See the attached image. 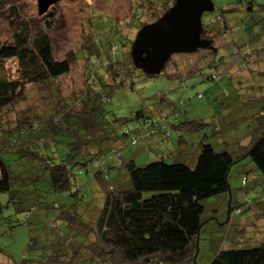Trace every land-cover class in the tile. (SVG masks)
<instances>
[{"label": "trees", "instance_id": "trees-1", "mask_svg": "<svg viewBox=\"0 0 264 264\" xmlns=\"http://www.w3.org/2000/svg\"><path fill=\"white\" fill-rule=\"evenodd\" d=\"M256 1L238 0L243 4L241 10L248 18L252 12L263 7ZM173 3L174 0H143L141 7L138 5L132 11L131 25L135 24L136 20L139 28L148 24L139 23L140 15L146 10L152 12L154 16L152 22L155 21ZM228 5L220 10L214 7L213 12H210V24H202L201 37L210 40V45L204 48L207 53L215 52L225 43H233L231 38L228 41L225 36L231 31L230 23L235 18V15L230 14L235 13L237 7ZM38 15L41 17L43 14ZM52 15L48 14L46 17L53 18ZM16 16L18 30L12 34L9 42L0 44V179L3 174L7 176V184L0 192H9L5 206L15 205L19 194L24 197L29 192L37 194L39 189L36 183L45 176L51 191L62 194L63 198L68 195L78 198L76 173H85L89 178L96 180L102 188L103 201L93 227L88 254L84 255L88 262L84 264H197V246L201 231L208 225L210 219H213L204 216V200L211 197H224L226 200L229 196L228 222H233L235 216L241 214L244 208L262 214L259 211L264 208L261 205L264 202V194L254 203L250 199L243 205L234 202L229 188L228 173L231 165L246 155L264 179V120L259 123L255 133L237 154L226 150L217 151L210 142L201 139L198 149L191 157L185 155V151L183 153L179 147L177 155L154 152L155 159L138 165L134 157L124 158L120 149L110 147L105 138L99 140L106 128L96 121L95 116L101 111L100 102L107 101L112 90L103 91V85L97 82V77L92 72L93 68L88 67L90 70L85 81L87 85L85 89L64 97L60 95L58 88L51 85L56 95L51 105H48L49 111L37 113L34 109L27 108L19 113L12 126L1 121V115L5 110L26 100L27 85L49 86L51 82L69 73L73 60L70 57L55 59L48 34L51 20H46V23L38 26V18V21L30 22L18 14ZM255 24V21H249V26L245 27V24L243 31L248 30L254 36H263L264 22L259 29ZM124 39L128 40L126 37ZM219 40L223 41L222 44L216 45ZM254 51L251 46L246 51H233L235 65L239 68L249 65L254 60ZM258 51L262 57L260 61L264 65V47ZM81 53L89 64L88 55L93 53L90 46ZM85 53L88 55L85 56ZM174 55L165 67L172 63L179 66L174 62ZM13 58L18 63V74L17 77L10 78L4 73V60ZM221 63L219 59L215 64L208 63V66L217 67ZM102 67L114 83L116 80L125 81L132 71L137 70L144 74L133 65L130 52L122 61L110 53ZM196 69L197 66L193 63L187 73L195 72ZM221 77L230 78V72L211 74L207 79L213 82ZM111 83L113 82L109 84ZM221 93H225L224 89ZM261 101L263 106L259 114L262 113L264 117L263 97ZM139 117L144 118L141 130H135L132 134L130 131L122 133L124 136L131 135L129 141L131 145H136L138 138L148 139L153 135H159L161 140L169 138L168 127L180 132L179 125L182 123L178 122V114L175 111L171 117L168 114L153 119L151 113L137 110L134 118ZM61 134L72 140L66 141L69 148L63 158L58 157L54 162L40 151L39 146L42 142L46 145L47 140L54 141L55 137ZM151 145H145V150H152L154 146ZM107 148H110V151L105 152ZM10 151L19 153L18 159H22L6 160L2 157V152ZM168 158L171 161H167ZM16 161L19 163L18 169L13 168ZM110 169L117 171L113 177L109 175ZM258 178L259 175L253 174L252 179ZM247 181L248 177L243 173V185ZM12 184L14 188L11 187ZM30 185L31 189L28 188ZM73 205L62 209L58 215L59 225H62L63 229L57 231L56 241H51L57 247L54 253H38L36 259L22 257L19 262L12 264H71L62 260L63 256L74 259L82 257L84 243H80V249L77 247L70 257H67L68 251L59 249L61 246L67 247L76 243L75 237L78 232L85 234L88 230V226L85 225V228L80 225V217ZM258 205H261L259 209ZM35 207L29 204L22 209L27 220L32 216ZM52 207L60 208L57 202L53 203ZM5 219H9V216ZM51 226L56 228L58 224L52 223ZM35 239H29L28 247L33 246ZM211 254L207 264H264V243L255 247L218 246Z\"/></svg>", "mask_w": 264, "mask_h": 264}, {"label": "rangeland", "instance_id": "rangeland-1", "mask_svg": "<svg viewBox=\"0 0 264 264\" xmlns=\"http://www.w3.org/2000/svg\"><path fill=\"white\" fill-rule=\"evenodd\" d=\"M142 1L60 0L38 17L37 0H0V44L9 42L12 34L18 30L16 14L30 22L38 21V18V26L46 23V20H51L48 34L55 59L73 58L69 73L51 82L49 86L27 85L26 100L5 110L1 115V121L12 126L19 113L27 108L34 109L37 113L49 111L48 105H51L56 95L53 87L58 88V92L64 97L73 92H80L86 88V78L89 70L93 68L92 72L96 75L97 82L103 85V91L112 90L107 101L100 102L101 111L95 116L96 121L106 128L99 140L105 138L110 147L120 149L124 158L134 157L138 165H144L155 159L154 152L177 155L179 147L183 153L185 151V155L191 157L198 149L201 139L210 142L217 151L239 153L242 146L247 144L251 135L255 133L259 123L264 120L262 113L259 114L263 106L262 97L264 99L262 96L264 65L260 61L262 57L258 51L264 47V34L258 37L248 30L243 31L245 24V27L249 26V21H255L258 29L264 22V0L256 1L263 7L252 12L250 18L242 11L243 4L238 0H212L216 10L225 9L228 4L237 7L236 12L230 14L235 15V18L230 23L231 31L225 36L228 41L232 39L233 43H225L213 53H207L204 49L193 53H177L173 57L179 66L175 63L168 64L161 73L153 77L141 74L137 70L132 71L125 81L116 80L114 83L102 66L110 53L122 61L130 52V45L139 30L136 18L133 25L130 18L135 7L138 5L141 7ZM48 14H53V18L46 17ZM153 19L152 12L146 10L140 15L139 23H149ZM202 22L204 25L210 24V13H203ZM125 37L128 40L125 41ZM222 42L219 40L216 45ZM89 46L93 53L89 55L85 53V56L90 57L87 64L81 51ZM249 46L255 50L254 60L246 67L239 68L235 65L233 51H246ZM219 59L222 63L217 67L208 66V63L215 64ZM193 63L197 66L196 71L187 73ZM17 64L14 58L4 60L5 75L10 78L17 77ZM226 71L230 72V78L221 77L213 82L207 79L211 74H224ZM110 82L113 83L109 84ZM223 89L225 93L222 94ZM137 110L151 113L153 119L168 114L171 117L175 111L178 114V122L182 123L179 125L180 132L168 127L169 138L161 140L159 135H153L148 139L138 138L137 144L131 145L129 143L131 135L124 136L122 133L130 131L132 134L133 131L142 129L144 118H134ZM68 140L72 139L65 134L57 135L54 141L47 140L46 145L40 143L39 148L55 162L58 157L63 158L67 152ZM151 144L154 146L152 150H145V145ZM109 149H105V152L110 151ZM1 155L6 160L22 159H18L19 153L12 151L2 152ZM166 160L171 161L169 158ZM18 161L14 163L13 168L18 169ZM115 170L110 169V177L117 172ZM243 173L248 177L244 185ZM76 174L75 185L79 188L77 199L73 195L63 198L62 194L52 192L46 176L36 183L39 189L37 194L29 192L26 197L19 194L15 205L5 206L9 192H0V264L19 262L22 257L36 259L38 253L47 254L56 250V244L51 241H56L57 231L63 229V226L59 225L58 215L70 204H74L80 217V225L85 228L88 226V230L85 234L78 232L75 237L76 243L71 246L59 247L60 250L68 251L67 257H70L77 247L80 249L79 244L84 243L82 257L74 259L63 256L61 259L71 264L88 262L84 255L88 254L87 249L91 244L93 227L103 201V191L97 181L89 178L87 174ZM253 174L259 175V178L252 179ZM228 183L233 201L241 205L247 199L254 203L264 194L263 175L255 169L254 163L246 155L231 165ZM13 186L12 184L11 187ZM28 188L31 189L32 185ZM228 197L226 200L224 197H221L222 199L211 197L203 202L204 216L213 219H210L208 225L201 231L197 246V264H207L211 253L218 246L255 247L264 243V208L259 211L262 214L244 208L241 214L235 216L233 222H228ZM55 202L59 203L60 208L52 207ZM29 204L36 207L27 220L22 209ZM261 205L264 207V202ZM261 205L257 206L258 209ZM7 216L9 219H5ZM52 223L58 226L54 228L51 226ZM34 238L36 239L33 246L28 247L29 239Z\"/></svg>", "mask_w": 264, "mask_h": 264}, {"label": "water", "instance_id": "water-1", "mask_svg": "<svg viewBox=\"0 0 264 264\" xmlns=\"http://www.w3.org/2000/svg\"><path fill=\"white\" fill-rule=\"evenodd\" d=\"M58 1L37 0L38 13H45ZM213 10L212 0H174L173 5L158 19L137 31L130 45L133 65L144 74L158 75L172 55L207 48L210 40L201 37L202 15ZM6 184L7 176L3 174L0 190Z\"/></svg>", "mask_w": 264, "mask_h": 264}, {"label": "crops", "instance_id": "crops-1", "mask_svg": "<svg viewBox=\"0 0 264 264\" xmlns=\"http://www.w3.org/2000/svg\"><path fill=\"white\" fill-rule=\"evenodd\" d=\"M262 240V239H261Z\"/></svg>", "mask_w": 264, "mask_h": 264}]
</instances>
